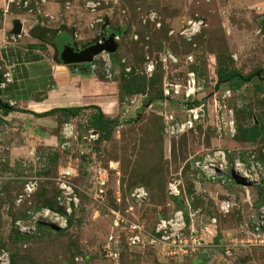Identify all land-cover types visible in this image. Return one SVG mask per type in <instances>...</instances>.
<instances>
[{
    "label": "rangeland",
    "instance_id": "obj_1",
    "mask_svg": "<svg viewBox=\"0 0 264 264\" xmlns=\"http://www.w3.org/2000/svg\"><path fill=\"white\" fill-rule=\"evenodd\" d=\"M40 1L28 0L24 6L17 0H0V18L1 8L8 3L7 9L14 15L29 12L43 23L72 28L79 45L114 33L118 38L114 59L111 57L113 79L119 83L123 78L121 83L130 85L128 79L135 77L145 86L142 94L119 96L115 112L104 113L105 119L114 121L107 127L93 124L99 110L92 105L73 116L57 114L45 138L29 149L13 150L26 143L25 121L19 115L5 120L0 109V248L9 251L10 264H264V228L256 229L253 220L264 201V185L202 183L194 191L195 172L189 163L180 169L189 158L218 148L231 160L245 164L251 158L262 159L264 0H48L57 5L50 18L37 12ZM29 18L26 23L31 24ZM190 18L202 23L191 40H186L179 30ZM14 36L7 34L6 40ZM211 64L215 70L260 75L233 87L217 82ZM8 68L0 57V93L13 81ZM124 68L129 70L124 72ZM191 72L201 89L189 97L181 92L165 94L171 83L186 84ZM100 75L94 72V78L80 80L87 101L103 97L106 86L112 87V81ZM114 89L118 91V87ZM160 92L164 98L145 105ZM6 98L5 93L0 94L1 100L20 107ZM194 107L199 108L195 119L188 111ZM190 119L191 125L181 127ZM66 124L74 126L70 135L63 133ZM253 130L259 136L244 141ZM50 137L57 142L48 143ZM65 140L70 147H62ZM67 167L77 173L72 180L80 188L81 201L69 216L67 228L53 230L46 222H38L33 233L21 236L16 222L27 224L31 211L56 202L57 177ZM97 167L108 172L105 195L99 201L86 194ZM180 172L183 189L193 194L203 218H217L213 239L202 227L201 216L195 218L197 231L191 239L195 246L187 253L173 252L178 247L154 240L159 219L183 205L167 188ZM29 181L37 183L27 193ZM140 186L148 197L136 204L130 193ZM223 192L234 195L226 214L219 213L215 205L216 194ZM117 193L119 201H115ZM110 208L120 211L125 221L116 224ZM131 222L142 227L140 241L135 243L130 239Z\"/></svg>",
    "mask_w": 264,
    "mask_h": 264
},
{
    "label": "built area",
    "instance_id": "obj_2",
    "mask_svg": "<svg viewBox=\"0 0 264 264\" xmlns=\"http://www.w3.org/2000/svg\"><path fill=\"white\" fill-rule=\"evenodd\" d=\"M14 1V0H13ZM20 4L24 6L27 5L28 0H17ZM202 23L201 19H188L185 21L184 26L179 30L180 36L186 38V40H191L192 36L199 30V27ZM107 36V35H106ZM105 36V37H106ZM118 38V35L114 34V40ZM91 69L102 74L106 79H112V63L110 54L103 51L102 53L94 56L93 61L89 63ZM129 68H124V72L128 71ZM189 79L186 84L182 85L179 83H171L169 86H166L165 94H169L171 91L173 94H184L185 97H189L194 94L196 89H201V85H198L195 82L193 77V72L189 74ZM2 83V82H1ZM166 84V83H165ZM167 85V84H166ZM183 87V89H181ZM198 107L190 108L188 111L192 115L193 119L197 117ZM192 120H188L181 127H185L187 124L191 125ZM177 124V123H176ZM178 129V124H177ZM64 135H70L73 133L74 126L66 124L64 127ZM233 133V131H232ZM62 147H70L68 140H65L62 143ZM189 162L180 168L183 170L185 166H188L189 169L194 171L193 181L191 184H194L193 190L198 189L202 183H212L219 185L221 187L236 185V183L250 184L256 183L258 185H264V148L262 150V159L251 158L249 163L240 159L231 160L229 154L222 149L218 148L207 153H203L199 158H192ZM113 166V164H112ZM92 175V181L90 190L86 192L92 199L99 201L103 199L105 195L104 187L108 182V172L105 168L97 167L94 169ZM77 174L73 172L71 168H65L60 172V175L57 177L58 184V195L55 199L57 208H51L48 206L37 207L34 211H31V220L29 223H23L17 221V229L21 234H30L35 231V223L46 222L47 225L56 229H65L68 226V218L71 214L76 211L80 206V198L78 196V190L80 188L76 185L75 181L72 180V175ZM181 172L177 177H174L168 183V193L174 196L177 199H181L183 202L182 207L175 209L169 216L162 217L159 219V222L156 226L155 238L160 240V243L170 247H178V250L173 252L180 251L182 253H187L191 247L195 246L194 237L195 231V218L201 216V225L205 232L213 239L217 235V218L215 216H208L203 218V212L201 211V206L194 204L193 194H187L185 191L184 184L181 179ZM36 181H29L25 185V191L27 193L33 191L35 188ZM82 189V188H81ZM195 191V190H194ZM246 198L249 199L250 191L247 190ZM196 193V192H195ZM148 197V192L144 187H135L131 193L130 198L136 204H141ZM234 195L229 192H223L220 196L216 194V206L219 213L226 214L232 208ZM119 193L115 195V201H119ZM112 215L114 216V222L120 224L125 220L121 216V212L110 208ZM255 222V228H264V201L258 205L256 210V215L253 218ZM32 222V223H31ZM141 225L136 222L130 223V229L133 235L130 236V239L135 243L140 241V234L138 231L141 230ZM201 241H203L200 238ZM178 241V242H177ZM190 241V242H189ZM11 258L8 250L0 248V264H10Z\"/></svg>",
    "mask_w": 264,
    "mask_h": 264
},
{
    "label": "crops",
    "instance_id": "obj_3",
    "mask_svg": "<svg viewBox=\"0 0 264 264\" xmlns=\"http://www.w3.org/2000/svg\"><path fill=\"white\" fill-rule=\"evenodd\" d=\"M40 2L41 5L37 12L43 17H49V14L54 16L53 13L57 7L56 2L48 0H41ZM44 2L45 4H42ZM7 6L8 3L1 8L0 57L3 59L4 65L9 67L7 69L9 75L13 74V78L10 76V80L13 81L5 84V89L0 94L5 93L7 100L20 104V107L13 106L21 111L9 112L4 115L5 120L19 115L25 121V131L28 132H26L28 136L26 143L20 147L14 144L13 150L29 149V145L45 138L48 134L47 130L55 125L57 114L61 116L60 113L43 115L49 110L96 105L105 114H109L111 111L115 112L120 96L118 80L106 79L99 73L101 78L109 82L112 81V87L106 86L107 90L103 97H92L87 101V94L82 92L80 80L83 78L86 81V79L94 78L92 73L96 71L91 69L89 63L72 67L58 60L57 48L60 43L72 42L77 48L87 45H79L75 42V30L66 25H51L49 20V24L43 23L38 20L36 14L31 13V15L28 14L29 12L21 14L17 12L18 16L14 15V11H9ZM29 15L31 24L26 23ZM14 20H18L21 24L20 33L17 35L12 33ZM7 34L17 37L14 36L13 39L6 40ZM10 66L13 67L10 68ZM87 83L84 82L83 85L88 87ZM115 87H118V91L114 89ZM134 95L138 94L127 96ZM134 99V101H139V98ZM46 140L48 143L57 142L55 137L46 138Z\"/></svg>",
    "mask_w": 264,
    "mask_h": 264
},
{
    "label": "trees",
    "instance_id": "obj_4",
    "mask_svg": "<svg viewBox=\"0 0 264 264\" xmlns=\"http://www.w3.org/2000/svg\"><path fill=\"white\" fill-rule=\"evenodd\" d=\"M110 56L114 59V55L110 54ZM211 72L213 73V77L216 78L218 83H228L229 85H232L233 87H238L241 86L243 83H245L246 81L251 80L252 78H254L255 76H259L260 74H248V75H242L236 71H225V70H215L214 65L211 64V68H210ZM133 72H131L128 75H131ZM126 75V74H125ZM133 77V76H132ZM123 78H120V82H119V94L121 95H125V94H142V89L144 88V84L145 82H142L141 84H139L138 82H136V78H130L128 79V83H130V85L121 83L124 82L122 81ZM217 82H213L215 85ZM128 89V90H125ZM164 98V95L162 92H160V94H158L157 96L151 97L150 99H148L145 103V105L158 100V99H162ZM193 103V102H192ZM91 106V105H90ZM94 106L96 109L99 110V114L97 116H93V124L96 126H99L101 129L107 127L108 124L114 123L113 120H109V119H105L104 118V113L100 110V108L96 105H92ZM89 107V106H88ZM83 107L79 106V107H65V108H56V109H52L49 110L47 112H44L43 115H50V114H54V113H60L62 117H69V116H73L76 115L77 112L79 110H81ZM0 109L2 110L3 115H7L9 112L11 111H21L19 108H16L14 106L9 105L8 102H5L3 100L0 99ZM105 119V120H104ZM259 136V132L258 131H251L248 135H246L243 139L244 141H253L255 140L257 137ZM176 200H178L177 198H175ZM42 206H48L51 208H56V202H54V204H48V205H41ZM43 223V222H40ZM45 224V223H43ZM48 228L51 229H55L53 227H50L48 225ZM60 230V229H58ZM19 233V232H18ZM20 234V233H19ZM21 236H26L27 234H20ZM11 258V255H10ZM12 261V260H11Z\"/></svg>",
    "mask_w": 264,
    "mask_h": 264
},
{
    "label": "water",
    "instance_id": "obj_5",
    "mask_svg": "<svg viewBox=\"0 0 264 264\" xmlns=\"http://www.w3.org/2000/svg\"><path fill=\"white\" fill-rule=\"evenodd\" d=\"M14 28L13 34L20 33V22L13 21ZM117 49V43L114 40V33L108 36H102L99 41H92L82 48H77L73 43H67L62 46L61 50L57 48V57L59 62L68 66L76 67L78 64H88L93 61L94 56L102 53L103 51L113 54ZM1 84V77H0Z\"/></svg>",
    "mask_w": 264,
    "mask_h": 264
},
{
    "label": "flooded vegetation",
    "instance_id": "obj_6",
    "mask_svg": "<svg viewBox=\"0 0 264 264\" xmlns=\"http://www.w3.org/2000/svg\"><path fill=\"white\" fill-rule=\"evenodd\" d=\"M72 43V42H71ZM64 45V43H60L59 45H58V48H59V50L60 49H62V46Z\"/></svg>",
    "mask_w": 264,
    "mask_h": 264
}]
</instances>
